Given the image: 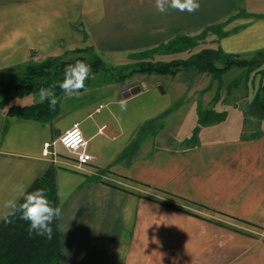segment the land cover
Listing matches in <instances>:
<instances>
[{
    "label": "crops",
    "instance_id": "obj_1",
    "mask_svg": "<svg viewBox=\"0 0 264 264\" xmlns=\"http://www.w3.org/2000/svg\"><path fill=\"white\" fill-rule=\"evenodd\" d=\"M198 3L192 13H161L156 0H0V84L29 62L85 44L127 57L212 24L224 27L216 47L226 53L264 49V0ZM159 77L127 91L110 81L99 96L88 85L78 97L62 93L46 123L9 116L0 102V212L51 165L44 144L79 122L93 160L86 172L55 165L65 194L57 195L60 264H264V120L249 117L250 106L232 110L237 123L201 126L193 138L194 101L191 134L166 132L188 100L173 99Z\"/></svg>",
    "mask_w": 264,
    "mask_h": 264
},
{
    "label": "trees",
    "instance_id": "obj_2",
    "mask_svg": "<svg viewBox=\"0 0 264 264\" xmlns=\"http://www.w3.org/2000/svg\"><path fill=\"white\" fill-rule=\"evenodd\" d=\"M219 27L223 26L221 24L209 25L196 36L179 34L164 45L172 51H186L196 46L197 39ZM223 33L221 32L220 35H224ZM80 50L78 48L73 53ZM155 51L156 48L143 51L140 54ZM77 60L88 64L91 71H96L97 67H103V61L98 56L93 57L91 61H87L84 56H78L74 60H64L62 56H51L39 62H29L18 76L3 83L0 86V91L7 96V101H10L12 100V96L34 93L40 88L58 85L63 80L64 68L69 64H74ZM233 67L246 69V74L254 72V75H259L258 87L250 104V113L258 120L263 121L264 49L257 51L254 58L245 59L239 57L238 54L226 53L219 46L217 48H204L186 60L147 62L142 65L139 71L149 74L174 76L182 68H194L200 73H206L214 79L220 80V77ZM55 92L59 98V102L54 111L49 109L47 102L41 104L37 101L29 105H10L7 114L40 123L50 122L59 113L60 96L63 93L58 86L55 88ZM216 98H218V92L214 99ZM216 114L218 113H213L212 109L199 112L198 125L194 130L193 138L198 137L201 125L219 123L226 117L225 112L220 115ZM55 169V165L51 164L45 173L32 184L28 191L44 188L47 190L52 204L59 206ZM18 215L16 218H10L12 220L11 223L3 220L0 224V264H60L62 241L59 234L58 221L53 222V235L51 239H48L35 233L30 234L28 223L20 220Z\"/></svg>",
    "mask_w": 264,
    "mask_h": 264
},
{
    "label": "rangeland",
    "instance_id": "obj_3",
    "mask_svg": "<svg viewBox=\"0 0 264 264\" xmlns=\"http://www.w3.org/2000/svg\"><path fill=\"white\" fill-rule=\"evenodd\" d=\"M223 28L224 27H219L214 31L207 32L206 35L197 39L196 46L182 52L172 51L169 48L165 47V45H163L160 48H157L155 52H149L147 54L136 53L133 55L131 54L127 57L116 58V56H113L111 54H97L91 46L85 44L81 48H79L81 49L80 51L74 53L71 52L70 54H63V52L61 56L63 55L62 57L64 60H74L78 56H84L87 61H91L95 56H98L102 59L103 67H97L96 71H91L89 79L85 82L90 88V92L94 95L99 96L100 94L103 95L108 92L109 88L107 85L110 83V81L118 82L117 84L119 85L121 91H127L130 88L139 85L145 80L149 81L154 80L155 78H160L159 76L161 75L159 74H149L147 72L143 73L142 71H139L142 65L146 64L147 62L181 61L190 58L192 55L198 53L204 48H217L216 39L219 37L220 33L223 32ZM255 54L256 52L254 51H244L238 55L241 58L252 59L254 58ZM42 60L45 59H40L38 61L36 60L34 62H39ZM254 74V72L246 74V69L233 67L230 70L226 71L220 77V80H216L211 75L200 73L194 68H182L176 74L177 76L174 78V83L172 84L170 83L171 79H169L168 77L171 75H166V77H163V80L169 87V91L173 99L188 100L184 101L183 103L182 107H184V109H179L178 107L177 110L175 108L177 112H180L182 114L177 113L179 114V116H174L169 120V127H167L166 132L171 131L174 133H179L181 135L184 134V136H188L191 134L193 129L191 128V126L192 124H194L193 118L194 115H196L197 111L193 108H190L191 102L194 101L198 105V119L199 112L207 109H212L213 113H218L216 115H220L221 113H223V110H226V121L222 120L219 123H237V118L229 115L228 113H231L229 111H235L238 109L246 111L248 110V107L250 106V102L255 95L259 82V75L256 76ZM1 85L2 83L0 84V86ZM186 87H190L194 90V92L191 94V100L189 96H187L189 88L186 89ZM217 92L218 98L214 99ZM6 98L7 96L0 91V102L2 103V105L8 104V107L10 105H24V103L28 104L29 101L30 103L39 101L38 91L34 93L16 95L14 97L12 96V100L10 101H7ZM189 111H191L190 113L192 114H190ZM247 113L249 117H252L251 113L249 115V111ZM253 118L256 117L254 116ZM181 124H183L182 129H180ZM184 125L186 127H184Z\"/></svg>",
    "mask_w": 264,
    "mask_h": 264
},
{
    "label": "clouds",
    "instance_id": "obj_4",
    "mask_svg": "<svg viewBox=\"0 0 264 264\" xmlns=\"http://www.w3.org/2000/svg\"><path fill=\"white\" fill-rule=\"evenodd\" d=\"M168 7L181 12L192 13L198 10L200 5L198 0H156V8L159 12H166ZM90 73V66L81 60L67 65L64 68L63 80L58 85L38 90L39 102L41 104L47 102L49 109L54 111L59 102L55 88L58 86L65 97H78L81 90L86 89L85 82L89 79ZM118 104L121 111L126 110V99L120 100ZM72 135L79 137V130L73 131ZM57 195L61 200L65 198L63 192H58ZM17 215L20 220L28 223L30 234L35 233L38 236L51 239L53 235L52 224L62 218V208L52 204L46 189L39 188L28 191L26 187L18 186L14 196L3 203L0 218L11 223L10 218H16Z\"/></svg>",
    "mask_w": 264,
    "mask_h": 264
},
{
    "label": "built area",
    "instance_id": "obj_5",
    "mask_svg": "<svg viewBox=\"0 0 264 264\" xmlns=\"http://www.w3.org/2000/svg\"><path fill=\"white\" fill-rule=\"evenodd\" d=\"M103 105H99L102 108ZM79 130L80 136L72 135V132ZM60 144L70 156L61 155L55 145ZM88 140L85 138L83 130L79 122H75L70 128L61 133L53 142H46L43 146V156L47 158L51 164L70 167L79 172H86L87 167L93 160L92 154L87 150ZM101 177L105 178L104 175Z\"/></svg>",
    "mask_w": 264,
    "mask_h": 264
},
{
    "label": "water",
    "instance_id": "obj_6",
    "mask_svg": "<svg viewBox=\"0 0 264 264\" xmlns=\"http://www.w3.org/2000/svg\"><path fill=\"white\" fill-rule=\"evenodd\" d=\"M159 90H160L161 92L164 91L162 86H159Z\"/></svg>",
    "mask_w": 264,
    "mask_h": 264
}]
</instances>
